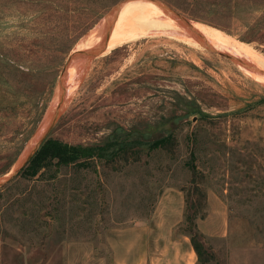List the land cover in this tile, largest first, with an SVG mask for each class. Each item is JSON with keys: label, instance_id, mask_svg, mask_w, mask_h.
I'll return each instance as SVG.
<instances>
[{"label": "rangeland", "instance_id": "obj_1", "mask_svg": "<svg viewBox=\"0 0 264 264\" xmlns=\"http://www.w3.org/2000/svg\"><path fill=\"white\" fill-rule=\"evenodd\" d=\"M232 1L258 7L226 30L188 17L264 56V43L244 39L264 36V0ZM60 3L70 8V0H0V179L42 124L74 47L102 19L79 36L91 17ZM243 72L162 34L95 59L46 140L92 146L117 132L146 143L173 135V143L137 162L18 175L0 199V264H264V85ZM192 158L198 186L186 166ZM23 211H35V229L19 231ZM186 212L198 214L201 263Z\"/></svg>", "mask_w": 264, "mask_h": 264}, {"label": "trees", "instance_id": "obj_2", "mask_svg": "<svg viewBox=\"0 0 264 264\" xmlns=\"http://www.w3.org/2000/svg\"><path fill=\"white\" fill-rule=\"evenodd\" d=\"M117 0H70L69 6L57 4L58 9L70 10V13L77 16V14L87 11V15L91 17V23L83 26V31L80 34H85L93 28L95 24L102 18L104 13L115 4ZM173 6L178 8L181 12L190 16L193 19L200 20L217 26L221 29H229V25L233 23L238 13L247 9L248 12L254 13L258 7L255 3L250 2H236L232 0H168ZM209 15L213 16L208 18ZM77 18V17H75ZM76 31V30H75ZM78 32V30H77ZM76 32V33H77ZM81 35V36H82ZM249 42L264 43V36H255L254 38H244ZM131 133L125 137L121 136L117 132H114L107 142L99 145L85 146V145H67L56 140H46L36 154L32 157L30 162L25 168L22 169L19 176L28 177L34 179L39 175H43L44 170H50L53 166L57 169L68 166L76 168V171L90 168L94 164L112 165L117 164V161L123 159L125 161L133 160L137 162L142 158V153L153 152L157 150H166L173 143L174 136H166L162 139H158L154 142H142L139 139L130 137ZM141 146V148H140ZM147 149H144V148ZM195 157V154L193 155ZM192 158L186 166L191 171L192 183L199 185L197 175L199 174L198 167ZM78 169V170H77ZM9 190V186L0 188V199H4V193ZM20 197V196H19ZM20 202V200H17ZM35 205V204H34ZM36 206V205H35ZM3 209H0V222L3 216ZM25 218H17V227L20 231V224L23 227H29L35 229L38 225V217L35 215V211L21 213ZM205 216V215H204ZM198 214L185 213L183 226L187 227L185 230L186 236L191 239L192 246L197 253L199 262L203 261V254L206 253V248L203 243L204 235L197 229L196 220ZM182 226V227H183ZM4 232L6 235L7 230L0 227V232ZM25 264V263H24Z\"/></svg>", "mask_w": 264, "mask_h": 264}, {"label": "bare ground", "instance_id": "obj_3", "mask_svg": "<svg viewBox=\"0 0 264 264\" xmlns=\"http://www.w3.org/2000/svg\"><path fill=\"white\" fill-rule=\"evenodd\" d=\"M110 17L114 18L115 21L111 28L110 36L102 46V52L99 57L110 53L128 41L137 40L149 35L161 34L176 38L178 41L180 40L185 45L197 50L210 51L202 46L187 30L182 28L171 10L152 0L128 1L124 3L118 16L113 13ZM190 26L207 38L212 49L223 51L254 65L261 74L243 69L246 72L245 75L253 77L264 85V56L254 49L252 45L241 42L224 31L200 22L192 21ZM100 29L101 25L99 24L85 38L83 37L84 39L82 38L79 41L74 50L77 48H80L82 51L92 50L99 40ZM70 75L72 80L70 87L72 86V90L69 91L67 103L73 97L74 88L82 79L81 77L78 80L75 68L70 70ZM52 122L50 123L52 124Z\"/></svg>", "mask_w": 264, "mask_h": 264}, {"label": "water", "instance_id": "obj_4", "mask_svg": "<svg viewBox=\"0 0 264 264\" xmlns=\"http://www.w3.org/2000/svg\"><path fill=\"white\" fill-rule=\"evenodd\" d=\"M128 1H132V0H124L120 2L118 5H116L113 8V10L107 16L102 18L100 22L97 24V25L99 24L101 25V29H100L101 34L99 36V40L97 44L92 50L82 51L80 48H77L71 52L69 59L67 60L62 70L61 76L59 78V82H58V85H57V88L54 94L53 101L50 105V109L46 113L45 118L42 124L40 125V127L38 128V130L36 131L35 135L32 137V139L28 143L26 150L24 152V155L20 163L16 167V169L10 175L0 179V181H2L0 183V188L12 182L20 174L22 169L27 166V164L30 162L32 157L36 154V152L42 146V144L44 143V141L46 140L48 136L51 126L53 125V123L59 116L60 112L64 109V107L67 104V97H68L69 91L72 90V86L70 87V85L72 84L70 70L72 68H75L78 80L79 78L81 79V77L88 70L92 62L101 55L102 46L104 45V43L107 41L108 37L110 36L111 28L115 21L114 18L110 17L111 14L115 13L116 16H118L122 10L124 3ZM152 1L171 10L175 14L177 20L180 22L182 28H184L185 30L188 31V33L194 36V38L198 40V42L202 46H204L211 52H214L216 54H219L227 58L228 60L232 61L235 65H237L242 70L245 69V70L257 73V74H261V72L254 65L245 61L244 59L231 56L223 51L221 52V51H216L212 49L207 38L199 31H196L191 28L190 23L192 22V20L188 16L177 12L168 4H165L157 0H152ZM51 121H53L52 124L50 123Z\"/></svg>", "mask_w": 264, "mask_h": 264}]
</instances>
